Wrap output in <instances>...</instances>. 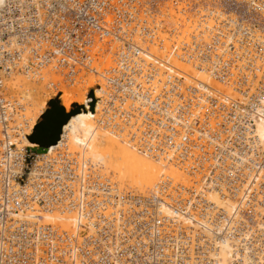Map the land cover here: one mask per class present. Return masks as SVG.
<instances>
[{
	"label": "bare ground",
	"instance_id": "1",
	"mask_svg": "<svg viewBox=\"0 0 264 264\" xmlns=\"http://www.w3.org/2000/svg\"><path fill=\"white\" fill-rule=\"evenodd\" d=\"M7 1L0 0V6ZM13 1L24 9L31 5L37 7L36 4L40 3L39 0ZM46 1L47 7L52 8V0ZM14 3L12 4L16 5ZM223 3L224 0H139L137 5L131 6L125 0H108L99 16V31L93 30L75 15L63 13L61 9L49 12L46 8H38L36 19H32V16L17 18L16 23L25 31V38L20 42L16 40L18 36L13 37L11 44L5 46V51L11 55L14 52L18 54L4 58L0 65V98L3 99L5 108L3 117L7 120L6 127L0 125V164L4 159L1 154L5 143L10 151L22 154L17 166L20 178L18 181L9 180L10 186L16 188L21 185L27 194H33L36 185L44 186L49 191L48 194L51 186L67 188L66 192L60 193L55 187L57 200L54 203L41 202V199L35 198L28 202L26 209L23 204V208L16 214L10 213L11 218L28 220L38 226H49L60 236L61 240L55 239L58 242L54 241V246H58L59 254L63 253L56 257L62 263L78 264L82 261L81 254L76 253L78 248L76 251L73 248L82 246L86 237L95 234L94 228L98 223L94 220L98 212L92 216L91 212L98 210L109 216L115 209L116 212L126 213L127 207L132 203L126 202L121 192L127 190V195L144 200L152 195H160L163 203H159L158 213L173 220L176 228L174 233L180 230L191 239L189 247L179 240L174 241V246H186L187 250L193 251L197 245H207L204 249L207 251V264H264V193L258 192L264 173L250 174V177H255L252 183L247 181L238 187L235 194H229L224 184L213 188L205 180L207 159H201L203 153L207 154L205 139H201L192 152L193 157L184 161L161 142L152 140L153 145H158L163 153L158 150L145 151L142 143L143 140L148 141L146 130L160 132L157 129L158 122H163L165 117L169 122L177 119L175 114L159 109V103H165V100H168L171 108L180 104L177 92H171L172 85L185 98L188 96L185 92L188 86L198 87V94L192 96L191 100L194 102L193 99L198 98L200 107L196 108L193 104L188 114L197 115L199 125H207L206 97L211 96L220 103H228L232 99L228 87L221 82L226 79L218 82L215 80L218 77L212 78L217 60L207 55L208 24L212 30L221 26L224 14L219 9ZM125 13L131 14L135 20L127 22ZM30 24H41L44 27L31 31ZM11 27L15 30L14 24ZM18 32L14 35L19 34ZM223 32L227 30L224 29ZM231 38L232 36L224 33L222 38H218L217 44L227 47V41ZM60 39H71V54H63L55 44ZM135 52L138 56L132 60L140 67L138 74H142L134 77L128 71L127 75L132 80L126 81L128 87H121L122 90L116 93L117 98L112 101L114 109L127 115L108 112L110 125H101L99 120L103 117V106L107 108V102L114 95L111 82L121 77L124 73L122 63H127L121 55L131 59ZM208 61L211 64L210 73ZM229 61L230 57H225L224 62ZM261 61H264L263 57ZM231 65L228 63L226 67L229 74L233 75ZM48 69L52 74L47 73ZM83 70H87V73L81 74L80 71ZM216 70L220 73L218 67ZM149 74L153 75L150 79L147 78ZM35 78L43 80L42 83H38V79L35 81ZM59 81L62 88L58 89L61 88V94H57L55 88L52 91V85ZM65 81L72 83L62 85ZM124 83L125 79L122 84ZM145 95L147 97L143 99ZM164 95L168 98H162ZM159 96V103H155V98ZM54 98H58L60 106L54 102L58 110H49V103ZM261 99V109L258 112L264 111V95ZM204 106L205 109H200ZM134 108H140L142 116L134 112L132 117L131 111ZM60 113L69 115V118L61 126L57 142L45 146L48 138L53 136ZM17 115L20 117V124L16 121ZM251 118L253 126L250 127V135H253L258 147L264 150V115H252ZM42 119L47 124L39 125ZM13 125L16 126L11 127ZM3 130L8 134L6 139ZM34 132L39 135L42 144L31 140ZM19 137L22 140L16 139ZM77 159L80 160V166ZM39 160L43 162L40 163ZM65 161L70 164V173H61V181L53 182L55 179L51 176V163L54 170H59L61 164L66 165ZM43 164L45 166L42 169L40 167ZM104 176L108 178L104 179ZM101 178L108 184V192L94 188V182L98 179L100 182ZM114 192L118 197L115 206L106 205L103 208L107 204L106 200L110 203L113 198L110 194ZM126 192L123 195L126 196ZM192 193L200 195L207 202V208L196 205L192 209L185 208L186 212L182 213L185 202L193 199ZM96 196L101 199L96 200ZM171 199L181 200V210H172L176 206L170 202ZM64 202H67L68 207L64 208L67 210L59 211L62 209L60 206L65 205ZM94 203H98L100 207L97 209ZM212 205L214 210L208 211ZM215 210L226 214L224 217L228 218L227 224L213 220L217 212ZM120 220L121 216L116 215L115 224H119ZM231 220L242 229L233 230L229 224ZM63 235L65 239L74 238V241L69 240L71 247H68L69 242L62 238ZM195 236L198 237L197 240ZM126 240L129 244V239ZM107 241L111 242L112 239ZM106 244L103 242L106 249L112 252L115 250ZM174 246L167 248L174 249ZM43 249L46 248L37 249L35 258L43 264H58L51 261ZM86 250L98 257V251L92 245H87ZM88 256L95 259L90 254ZM256 256L258 258H253ZM190 260L193 264L192 252ZM117 261L124 264L120 257L115 256L114 264H118Z\"/></svg>",
	"mask_w": 264,
	"mask_h": 264
},
{
	"label": "built area",
	"instance_id": "2",
	"mask_svg": "<svg viewBox=\"0 0 264 264\" xmlns=\"http://www.w3.org/2000/svg\"><path fill=\"white\" fill-rule=\"evenodd\" d=\"M107 1L52 0L51 6L53 7L48 8L46 0H39L40 3L36 4L37 7L31 5L27 9H24L23 6L20 7V4L14 3L13 0H8L5 5L0 6V65L4 58L18 54L14 52L11 55L5 51V46L11 44L13 37L16 38L18 36L19 38L16 40L20 42L25 38V31H22L20 25L16 23L18 17L32 16V19H36L35 16L38 8H46L49 12L53 9H61L63 13L75 15L80 21L85 22L87 26L99 31V16L102 9L106 7ZM125 1L131 6L139 3V0ZM226 2H228L229 8L219 9L224 14V18L221 26H217L212 30L214 32H212L211 42L207 46V55L212 54L211 51L215 42L218 41V38H222L224 33L232 36L226 47L230 61L224 62V55L215 56L214 59L217 60V63L214 65L215 68L212 74L213 77L218 78H222L223 76L222 79H235L237 81L235 88L239 90V94L242 96L239 99L229 100L226 104L220 103L218 99H214L211 96L206 97L210 108L207 111V125H199L197 115L192 116L191 113L188 114V110L193 104L196 108L200 107L198 98H194V102L191 100L192 96L194 97L198 94V87L188 86L185 91L188 96L185 98L180 90L175 85H172L171 92H177L176 97L180 99V104L175 108H171L167 102L168 100H165V103H159L160 96L155 98V103H159V109L162 112H171V114L176 115L177 119L169 122L165 117L163 122H158L157 129L160 132L150 129L146 130L148 141L143 140L142 143L145 151L158 150L163 153V150L158 148V145H153L152 140L161 142L168 150H172L180 160L184 161L193 157L192 152L199 145L201 139H205L207 142V154L203 153L201 157L202 161L205 158L207 159V177L205 180L211 183V187L213 188L224 184L227 193L235 194L241 184L247 183V181L252 183L255 180V177H250V174L259 172V175L260 173H264V150L258 147L253 139V135H250L252 132L250 127L253 126L251 116L264 115L263 110L258 112L261 109L262 95H264V87H262V84H264V65L262 62L264 61H261L262 57H264V24H262L264 23V0H224L223 5ZM124 16L128 20L127 22L135 20L134 17L132 19V15L129 13H125ZM259 20H261V23H259ZM12 24H14L15 30L12 29ZM43 27L41 24L29 25L31 31H36ZM224 29L227 32H223ZM18 31H22L23 33ZM15 32L19 34L14 35ZM54 39L56 40V38ZM54 39H52V42H54ZM71 39L73 40L74 37H71ZM71 39L69 40L71 41ZM69 40L60 39V41L55 43L63 54L65 52L68 54L72 53V43ZM121 56L125 60L124 62L127 63H122L124 73H122L121 77L111 82V87L113 88L112 94L114 95L107 102V108H105V105L103 106V117L99 120L101 125H110V120L107 118L108 112L121 116L127 115L114 109L112 101L114 98H117L116 93L122 90L121 87H128L126 81L132 80L127 75L128 71L134 77L142 74H138L140 67L132 60L138 56L136 52L131 59L123 54ZM142 62L140 61V63ZM233 62H238L239 66L237 67L236 76L232 77L226 65ZM216 67L219 68L220 73H218ZM247 75L254 77V86L248 84L247 80H245ZM152 77L153 75L151 74L147 76L148 79ZM124 79L125 83L122 84ZM135 85L136 87L139 86L138 83ZM128 93L132 96L129 91ZM146 97L147 95L143 99ZM162 98L167 99L168 97L164 95ZM2 100L0 98V125L6 127L7 120H5V116L3 117L5 108ZM146 107L148 108V105ZM200 109H205V106ZM134 112L142 116L140 108H134L131 111L132 117L134 116ZM219 113L223 116L220 125H211L210 114L218 115ZM189 118H191V122H189ZM3 133L6 139L8 134L4 130ZM2 147L4 149L2 148L1 157L4 156V159L2 164H0V264H43L41 260L35 258L37 249L41 247L46 248L43 249V252L48 253L51 261L64 264L65 262L62 263L56 258L63 255V253L59 254L58 246H54V241L58 242L55 239L61 240L60 236L56 235L49 226H38L30 223L28 220L21 221L14 219L11 218L10 213L16 214L18 210L23 208V204L26 209L28 202L33 201L35 198L41 199V202L47 203L49 201L54 203L57 200L55 187L60 193L66 192L67 188L60 187V185L51 186L49 188L51 192L48 194L49 191L45 190L44 186L36 185L33 194H27L21 185L16 188L10 186L9 180L15 181L17 179L18 181L20 178V173H17V166H19V161L22 159V154L17 151H10L5 147V143ZM10 166L12 167L8 169ZM44 166L43 164L40 168L43 169ZM69 166L70 164L66 162V165L61 164L59 166V170H54L51 163V176L55 179V181H52L56 183L60 182L61 173H70ZM94 183L96 190L108 192L107 183L103 184L98 181ZM260 185L261 187L258 189V192L264 193V178L261 179ZM111 195L113 198L110 200V203L106 200L107 204L103 208L106 205L115 206L118 197L117 195ZM192 196L193 199H189L188 202L186 201V206L182 207L184 209L182 213L186 212L185 208L191 207L192 209L196 205L207 208V202L200 195L192 193ZM98 199L100 198L96 196V200ZM124 200L132 203L131 206L127 207L126 213L116 212L115 209L109 216L101 214L98 210L91 212V216L93 213L98 212L94 220V222L98 223V226L94 228L95 234L86 237L82 246H74L73 249L75 251L78 248L76 253L82 256V261L80 260L78 264H114L115 256L120 257L124 264H191L190 252L194 254L193 264L195 262L196 264H207V251L204 250L207 245L203 247L197 245L193 248V251L187 250L191 244V239L182 234L180 230L174 233L173 231L176 228L173 220L158 213L157 207L159 203H163L160 195H152L146 200L126 195ZM170 202L176 206L172 209L174 212L181 210L180 206H182V203L180 199H171ZM94 205L97 206V209L100 207L98 203H94ZM212 207L213 205L208 208V211L214 210ZM116 215L121 216L119 224H115L114 222ZM224 215L226 214L222 211H217L213 220L217 219L221 221V224H227L228 218H225ZM233 222L234 220H231L229 223L233 227L232 229L240 231L242 228ZM28 229L31 230L29 231ZM218 236L220 237L221 235ZM62 238L67 242L69 240L74 241V238L65 239V235ZM108 239H112V241L108 242ZM126 239H129V244ZM195 239L197 240L198 237L195 236ZM175 240L185 242L188 247L186 248V246L181 245L178 247L174 246ZM103 242H106L108 246L111 245L110 248L115 250L112 252L106 249ZM86 244L92 245L98 251V257L86 250ZM71 246L72 244L69 242L68 247ZM168 246H174V249H168ZM68 254L70 253L68 252ZM89 254L90 256H94L95 259H91L88 256ZM73 264L75 263L73 262Z\"/></svg>",
	"mask_w": 264,
	"mask_h": 264
},
{
	"label": "rangeland",
	"instance_id": "3",
	"mask_svg": "<svg viewBox=\"0 0 264 264\" xmlns=\"http://www.w3.org/2000/svg\"><path fill=\"white\" fill-rule=\"evenodd\" d=\"M221 8H229V6H228V2H226L225 3V5H223V6H221ZM210 17H208V19H209ZM224 18V17H223ZM260 21V20H259ZM259 23H261V22H259ZM263 24V23H262ZM212 28H214V27H212ZM212 32H214V31H212V29L210 28V26H209V24H208V45L210 44V42H211V35H212ZM232 39V38H231ZM227 42H229V41H227ZM211 53L212 54H210L209 56H211V58L212 59H214L215 58V56H218L219 54L220 55H224L225 57H228L229 55H227V50H226V47L225 46H222V45H219V44H217V42H215V45L213 46V48H212V51H211ZM215 53V54H214ZM211 59V60H212ZM263 59H264V57H263ZM233 63H235V64H238V65H235V64H233ZM232 63V65H231V67H230V69L232 70H234L233 72V75H232V77L233 76H236V72H237V67L239 66V63L237 62H233ZM211 69V64L209 63V61H208V70H209V73H210V69ZM245 69V68H244ZM45 70H47V69H45ZM83 71H85V70H83ZM83 71H80V72H82L81 74H83V73H87V70L85 71V72H83ZM46 71H44V73H45ZM89 72V71H88ZM47 73H50V74H52V71L50 72V69H48V71H47ZM42 74H43V72H42ZM49 74V75H50ZM20 75H22V74H20ZM49 75H47L48 77H49ZM10 76V75H9ZM24 76V75H23ZM82 76V75H81ZM87 75H85V77H86ZM51 78H52V76H50ZM74 77H76V76H74ZM80 77V74L78 75V78ZM39 78V77H38ZM38 78H35V81L38 79ZM77 78V77H76ZM213 79H215L216 77H212ZM222 78H223V76H222ZM222 78H218V80L217 79H215L216 81H220V80H222ZM253 78L254 77H251V76H249V75H247V77L245 78V80H247V82H248V84H252L253 86H254V80H253ZM40 82H39V81ZM37 81H38V83H42L41 81H43V80H40V79H38ZM48 80V79H47ZM61 80V82L63 81L62 79H60ZM33 81V80H32ZM49 81V80H48ZM76 81V80H75ZM75 81H73V82H75ZM46 82V81H45ZM45 82H43V83H45ZM66 82V83H65ZM65 82H63L62 83V85L64 84H66V85H68V83H69V81H65ZM222 83H224V84H226V86L228 87H226L228 90H229V93H230V98H232V99H239L240 98V96H242L241 94H239V90L237 89V88H235L236 86L235 85H237V81L235 80V79H233V80H231V78L228 80V79H226V80H224V81H221ZM220 82V83H221ZM72 82L70 81V83L69 84H71ZM221 83V84H222ZM59 84V85H58ZM65 85V86H66ZM53 86V88H52V91H53V89H54V91H56V93L57 94H61L60 92V90H61V83H60V81L57 83V84H53L52 85ZM58 87H61V88H59L58 89ZM262 87H264V84H262ZM58 90V91H57ZM231 99V100H232ZM242 100H243V98H242ZM52 102H56L59 106H60V103H59V101H58V98H54L52 101H50V103H49V105H50V108H49V110H51V103ZM223 102V101H222ZM15 103H17L16 101H15ZM19 103V102H18ZM223 103H227V101H225V102H223ZM21 105H22V103H20ZM19 105V104H18ZM20 106V105H19ZM20 108H21V106H20ZM210 108H209V105H208V110H209ZM48 110V111H49ZM22 112V111H21ZM210 116H211V118H210V122L212 123L211 125H220V123H221V121H222V119H223V116H222V114L221 113H219L218 115H214V114H210ZM17 117H18V120H16L19 124H20V117H19V115H17L16 116V119H17ZM42 123H45V124H47V121L45 120V119H42L41 120V122L39 123V125H41ZM16 126V125H15ZM14 125L13 126H11V127H15ZM36 132H34L33 133V135L35 134ZM32 136V135H31ZM38 137H39V135H38ZM41 138V137H40ZM52 137H50V138H48L49 140H47V142L48 141H50V139H51ZM17 140H22V138L20 139V137L19 138H16ZM21 147H22V144L20 145ZM19 146V147H20ZM40 146H42V145H40ZM66 153V152H65ZM79 159H77V162H78V164H79V166L81 165V163H80V160L78 161ZM38 162H43V160H39ZM34 163H37L36 161H34ZM78 166V165H77ZM102 176V175H101ZM92 176H89V178H91ZM105 177H107V176H104L103 178L104 179H106ZM108 178V177H107ZM93 179H94V175H93ZM99 179H100V177H99ZM99 179H98V182H99ZM95 180V179H94ZM102 181V182H101ZM100 182L101 183H104V182H106L105 180H104V182H103V179L101 178V180H100ZM104 184H106V183H104ZM127 190H123L122 192H121V195L123 196V199L125 198V195H123V194H125V192H126ZM78 193V192H77ZM76 193V194H77ZM129 192H126V195L128 194ZM114 194H116L115 192L113 193V195ZM111 195V194H110ZM78 196V195H77ZM100 198V197H99ZM101 199V198H100ZM103 199H105V198H103ZM102 199V200H103ZM89 201V200H88ZM66 203L67 202H64V204L65 205H63V206H60V207H62V209H59V211L60 210H67V208L66 209H64L65 207H68V206H66ZM68 205V204H67ZM53 208V207H52ZM56 208H59V206L58 207H56ZM89 210V209H88ZM215 211H217V210H215ZM42 226V225H41ZM54 230H56V229H54ZM57 231V230H56ZM59 234H60V232H58ZM260 234V233H259ZM257 235V234H256ZM256 239V238H255ZM253 258H258V256H256V257H253ZM262 262H264V261H262ZM117 263L119 264V261H117Z\"/></svg>",
	"mask_w": 264,
	"mask_h": 264
},
{
	"label": "water",
	"instance_id": "4",
	"mask_svg": "<svg viewBox=\"0 0 264 264\" xmlns=\"http://www.w3.org/2000/svg\"><path fill=\"white\" fill-rule=\"evenodd\" d=\"M51 109H56L58 110V108L55 106L54 102L51 103ZM69 118V115L66 116L62 113H60V120L58 121L57 123V126L55 128V130L53 131V136L51 138V141H48L45 143V146H49L51 144H54L55 142H57V138H58V135H59V132H60V128L63 124H65L67 122ZM40 127V126H39ZM38 127V128H39ZM31 140H33L34 142L38 143V144H42L37 136V133H35L32 137H31Z\"/></svg>",
	"mask_w": 264,
	"mask_h": 264
}]
</instances>
